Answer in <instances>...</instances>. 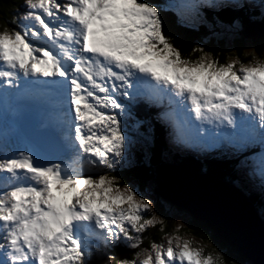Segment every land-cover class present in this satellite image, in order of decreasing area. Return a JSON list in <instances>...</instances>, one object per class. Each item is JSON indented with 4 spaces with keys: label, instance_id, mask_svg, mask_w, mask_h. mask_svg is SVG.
I'll use <instances>...</instances> for the list:
<instances>
[{
    "label": "snow or ice",
    "instance_id": "6c2138e0",
    "mask_svg": "<svg viewBox=\"0 0 264 264\" xmlns=\"http://www.w3.org/2000/svg\"><path fill=\"white\" fill-rule=\"evenodd\" d=\"M175 7L24 0L5 20L0 107L15 112L39 101L47 119L37 127L0 120V264H217L172 235L166 247L154 244L145 254L141 233L160 218L134 187L121 188L119 177L108 174L130 161L136 142L128 121L139 130L155 119L171 145L196 152L223 147L241 180L259 176L264 188V59L236 68L237 60L220 63L198 46L195 59L183 57L165 35L162 13ZM259 8L264 18V0ZM229 26L239 30L243 21L234 17ZM141 104L162 107L149 121L137 120L133 109ZM117 245L135 249L132 258L101 259Z\"/></svg>",
    "mask_w": 264,
    "mask_h": 264
},
{
    "label": "trees",
    "instance_id": "16d2710c",
    "mask_svg": "<svg viewBox=\"0 0 264 264\" xmlns=\"http://www.w3.org/2000/svg\"><path fill=\"white\" fill-rule=\"evenodd\" d=\"M149 2L169 4L168 0H149ZM3 5L0 10V27L4 29L5 20H11L12 14L23 5L24 0H0ZM253 10V11H252ZM243 8L239 10L223 9L214 11L208 8H201V12H189L188 15L175 8H166L163 11L165 35L171 37V42L178 48L183 57L195 59L200 55L199 51L193 52L194 47H199L208 53L212 58H218L220 63H226L229 60H237L236 68L240 63H249L254 57L262 58L264 55V39L252 38L250 41L240 33L235 39H229L225 36H219L216 25L229 26L234 17H239L243 21V26L253 18L264 21L260 15V8ZM252 11V12H251ZM14 25H9V28ZM136 114L146 117L147 121L159 110L154 106L147 107L141 104L136 107ZM147 129V131H146ZM128 135L134 137L138 142L135 146L134 155L126 163L125 168L109 171V175L119 177L117 183L120 187L130 184L138 190L144 192L148 185H153V168L161 162L174 163L179 166L194 169L199 172H207L215 177L227 181L245 194L254 208L258 211L261 218L264 212V195L257 189H252L242 181L237 171L235 160H220L218 158L198 159L190 153L181 154L173 151L168 140L165 138L162 126L155 119H151L146 126H141L139 130L128 126ZM150 133L149 142L145 144L144 137ZM100 171L94 174H99ZM135 183V184H134ZM154 187V185H153ZM155 207L153 211L160 219L154 226H149L141 233V242L139 249L147 250L155 243H162L166 235L174 233L177 236L187 235L212 246V255L216 256L220 264H243L248 263L241 258L230 246L224 244L215 236V234L203 223L188 217L182 224H177V217L171 212L170 205L166 208V203L155 194ZM174 208V207H173ZM180 211L177 208H174ZM170 210V212H169ZM147 218V217H146ZM264 221V217L261 218ZM135 249L125 248L120 245L104 251L102 260L109 256L120 258L124 256L131 259V253ZM111 264H115L112 259Z\"/></svg>",
    "mask_w": 264,
    "mask_h": 264
},
{
    "label": "water",
    "instance_id": "95a60500",
    "mask_svg": "<svg viewBox=\"0 0 264 264\" xmlns=\"http://www.w3.org/2000/svg\"><path fill=\"white\" fill-rule=\"evenodd\" d=\"M243 36L264 39V23L251 22ZM153 173L158 197L203 223L250 264H264V222L235 185L173 163H160Z\"/></svg>",
    "mask_w": 264,
    "mask_h": 264
},
{
    "label": "rangeland",
    "instance_id": "374dc122",
    "mask_svg": "<svg viewBox=\"0 0 264 264\" xmlns=\"http://www.w3.org/2000/svg\"><path fill=\"white\" fill-rule=\"evenodd\" d=\"M174 2L175 3H177V4H180V5H184V6H180L179 8H177V9H181V11L182 12H184L185 14L184 15H188L189 14V12H191V11H196V9H193L192 7H191V5L190 4H187V5H185V3H183L182 1H179V0H174ZM251 3H253V4H256V7H258L259 6V0H252L251 1ZM173 4V3H172ZM249 4V3H248ZM1 7H3V5L0 3V10H2L1 9ZM252 8H255V7H252ZM16 12H14L13 14H12V17H13V15L15 14ZM216 27H217V30H218V33H220V35L219 36H225L226 38H229V39H235L239 34H240V30L241 29H239V30H237V29H235V28H232V27H230V26H226V25H224V26H222V25H220V24H217L216 25ZM5 28V27H4ZM0 30H3V29H1V27H0ZM248 41H250V39L249 38H246ZM261 39H263V38H261ZM256 58H259V57H256ZM261 59H264V55L262 56V58ZM230 61V60H229ZM245 64H247V63H245ZM240 66V65H239ZM239 66H238V68H239ZM27 109H29L30 107L29 106H27L26 107ZM9 117V116H8ZM2 120H4V119H2ZM7 121H8V118H7ZM9 121H11L10 120V118H9ZM19 121V119H18V117L16 116V122H18ZM134 141L136 142L135 144H134V146H133V150H132V152L130 153V160H131V157H132V155H134V151H135V146L137 145V141L134 139ZM168 143V142H167ZM168 144H170V143H168ZM171 145V144H170ZM176 149H178V148H176ZM218 148H215V149H212V150H217ZM187 151H189V152H193L194 154H196V155H200V154H204V153H206V152H196V151H193V150H190V149H187ZM208 152V151H207ZM56 162H58V161H56ZM123 165H126V163H122L120 166V168H117V169H123V168H125V166H123ZM112 171V170H111ZM113 171H115V169L113 170ZM239 175H240V173H239ZM256 177H258V176H256ZM135 184V183H134ZM121 188H123V186L121 187ZM136 191H137V193H139V194H142L143 195V197L145 198V199H147V200H149L150 202H151V204H152V208L154 209V207H155V203L157 202V201H155L156 199H155V193H154V188H153V185L151 184V185H148V187L144 190V192H138V190L137 189H135ZM162 201H164L166 204V208L168 207L167 205L169 204L170 205V210H171V212L177 217V224H182V222L183 221H185L188 217H189V215L185 212V211H183V210H180V211H178V210H176V209H174V208H177V207H175L174 205H172V204H170V203H168L167 201H165V200H163V199H161ZM174 207V208H173ZM178 209V208H177ZM170 210H169V212H170ZM264 217V212L262 213V215H261V218H263ZM173 237H175V236H177V235H175L174 233H172L171 234ZM170 235H166V237H165V239H164V241L161 243V244H164V246L166 247L167 246V239H168V237H169ZM179 237H181L182 239H187V240H190L191 241V246L192 247H197V248H202L203 249V252H204V254L205 255H207V254H211L212 255V246H210L209 247V245H204V243H202L201 241H199L198 239H196V238H193V237H188L187 235L185 236V235H182V236H179ZM160 245V244H159ZM151 250H152V248H151ZM151 250H145L144 252H145V254L147 253V252H150ZM213 256V255H212ZM213 258L216 260V262H217V264H220L218 261V259H217V257L216 256H213ZM248 262V261H247ZM243 264H250V262H248V263H243Z\"/></svg>",
    "mask_w": 264,
    "mask_h": 264
},
{
    "label": "bare ground",
    "instance_id": "6f19581e",
    "mask_svg": "<svg viewBox=\"0 0 264 264\" xmlns=\"http://www.w3.org/2000/svg\"><path fill=\"white\" fill-rule=\"evenodd\" d=\"M256 8L258 9V8H259V6H258V7H255V8H249V9H251V10H252V9H256ZM252 11H253V10H252ZM252 11H251V12H252ZM253 20H259V19H255V18H253ZM224 149H225V148H224ZM226 152H229V151L227 150ZM234 185H235V184H234Z\"/></svg>",
    "mask_w": 264,
    "mask_h": 264
}]
</instances>
